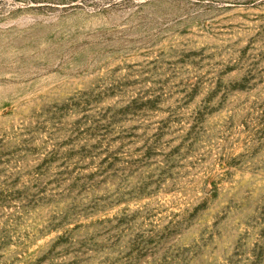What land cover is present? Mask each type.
Returning <instances> with one entry per match:
<instances>
[{
	"label": "rangeland",
	"instance_id": "1",
	"mask_svg": "<svg viewBox=\"0 0 264 264\" xmlns=\"http://www.w3.org/2000/svg\"><path fill=\"white\" fill-rule=\"evenodd\" d=\"M0 264H264V0H0Z\"/></svg>",
	"mask_w": 264,
	"mask_h": 264
}]
</instances>
